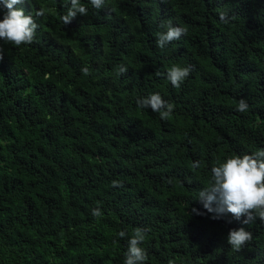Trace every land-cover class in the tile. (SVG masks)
I'll return each instance as SVG.
<instances>
[{
    "label": "trees",
    "instance_id": "1",
    "mask_svg": "<svg viewBox=\"0 0 264 264\" xmlns=\"http://www.w3.org/2000/svg\"><path fill=\"white\" fill-rule=\"evenodd\" d=\"M83 2L67 25L63 0L17 5L48 14L31 44L0 42V264H123L118 233L137 227L147 264H264V220L213 219L194 199L214 163L264 148V0ZM169 19L188 32L161 50ZM174 64L191 66L180 88ZM157 92L167 120L136 104ZM240 227L252 239L236 251Z\"/></svg>",
    "mask_w": 264,
    "mask_h": 264
},
{
    "label": "clouds",
    "instance_id": "2",
    "mask_svg": "<svg viewBox=\"0 0 264 264\" xmlns=\"http://www.w3.org/2000/svg\"><path fill=\"white\" fill-rule=\"evenodd\" d=\"M31 4L32 0H0V42L21 46L31 44L40 25L36 17L48 14V9L40 7L35 12H27L24 7H17L24 3ZM92 9L97 12L104 9L107 0H87ZM67 11L62 15L64 25L78 15H87L89 7L83 0H63ZM220 19L228 23V16L221 12ZM160 31L156 34V46L164 50L171 42L179 41L187 35L188 29L180 24H174L171 19L162 21ZM84 75H89V68L81 69ZM128 71L126 65H120L116 69V75H123ZM191 66L174 64L167 69L166 79L175 88H180L189 77ZM159 74V73H158ZM136 104L143 109H151L158 113L162 120H167L173 112V105L165 100L160 93H152L144 97H137ZM237 111L246 113L249 105L241 98L236 106ZM211 175L207 186L198 192L196 200L203 209L212 213L213 219H220L225 214L232 216L243 225H248L257 218L264 220V148L251 154H234L214 163L210 169ZM171 182V181H169ZM113 181V185L118 184ZM192 212L198 215L204 214L200 209L193 207ZM91 215L99 219L103 213L100 208H93ZM147 230L137 227L129 236L125 230L118 233L120 238H127V250L124 254L123 264H147L148 251L142 245L146 239ZM252 239V234L245 227L233 228L227 235L228 244L236 251Z\"/></svg>",
    "mask_w": 264,
    "mask_h": 264
}]
</instances>
